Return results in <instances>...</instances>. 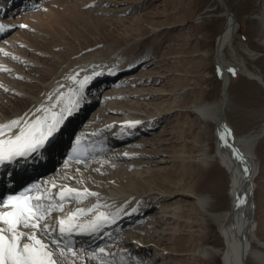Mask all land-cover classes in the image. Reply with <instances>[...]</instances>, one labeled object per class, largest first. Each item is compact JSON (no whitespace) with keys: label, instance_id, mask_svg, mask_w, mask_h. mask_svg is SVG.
<instances>
[{"label":"bare ground","instance_id":"1","mask_svg":"<svg viewBox=\"0 0 264 264\" xmlns=\"http://www.w3.org/2000/svg\"><path fill=\"white\" fill-rule=\"evenodd\" d=\"M91 1L92 0H0V14L3 16L0 18L3 23L9 26L8 31L0 37V114H2L0 116V125H8L14 120L21 121L17 128L10 131L6 130L5 134L0 136V138H14L15 135L19 134V131L28 128L37 119H43L44 117L50 119L54 114H58L62 107L69 105L70 101H76L74 93L78 96L80 92H82L81 98L84 99L85 110L82 113V118L79 119V117H77L74 123L79 128L90 130L86 136L95 140L98 139L101 143L102 152L105 151L109 145H117L120 149L123 147L127 150L122 155H118L119 157L108 152L104 153L103 155L108 161L119 160L121 157L122 159L123 157H133L134 154L130 150L131 147H125L129 145L131 139L138 133H145L154 129L157 122L165 118L167 119L169 111L163 110L164 108L162 107L157 113L144 114V116L141 117L134 112L127 111V109H121L116 105L111 106L107 104L103 106V110L105 111L104 116L109 113H118L120 115L116 118L118 119L117 122L112 123L115 120L109 117L108 122L112 124L106 123L105 121V123H103L101 117H99L97 113H94L92 116L90 115V120L92 118L96 121H101L100 123H103V125L91 128L90 125H93L95 122H86L85 125H82L83 123L81 124L82 119L88 115L90 107L99 101L101 93L109 89L107 87H113V89L109 91L111 97L123 100V95H121L123 91H120L121 89H119L118 86L136 81L134 78L138 76L132 75V71L135 68L140 65H144L145 68V66H149L157 61L153 54L155 51L154 48L159 45L160 41L158 40L159 35L154 31L149 39V43H151L150 46L144 48L140 53H135L139 46V42H137L138 39L131 44L132 46L111 47L110 45L102 44L101 46L88 48L89 50L81 52L80 50L90 45L83 44L82 36L96 38L95 35H99V31H97L98 28L89 23H85V20H88L87 17L82 18L77 15L80 13V11H78L79 8L83 6L86 7ZM101 1H106L109 4L113 2L116 3V0ZM215 1L221 4V15H223L226 20L225 27L220 34L217 35L215 46L212 51L204 49L200 50L201 52L196 55L201 56L203 59L213 56L214 66L216 67L219 78V96L216 99H205L203 97L194 98L188 106H182L180 102H178V105H174L171 108L174 109L176 106L183 107L184 109H175L174 111H180L182 115L186 117H195L200 123L199 127L201 129L198 130V138L195 137L192 142L188 143L193 145L190 150L192 154L189 153L191 155L190 157L187 155V157H189L188 159L191 163L197 166L200 165L203 168H208L210 163L215 161L224 169L227 175V208L225 210H218L216 200H214L215 197L209 194H197L195 192L180 193H184L191 201L189 207L190 213H195L194 215H196L197 212L199 215V217H196L198 220L194 219V221L196 220L195 222L193 219L192 221L190 220L192 226L200 225L201 219L203 218L207 219L215 227L217 237L220 240V244L209 241L201 244L197 249V255L201 259L210 263L215 258H218L219 264H247L248 262L252 264H264V240H262L257 233L259 223H257L258 220L256 221L257 203L254 197L256 180L259 179L262 171V165L257 156V149L261 141H264V111H262L261 122L257 126L238 135L233 132L234 130L231 129L226 120V114L231 111L233 106L231 84L234 80L230 78L229 71L236 70V77L240 75L246 77L263 87V89L264 76L258 71L251 70L241 60L236 59L237 54L236 50L233 48V38L236 31L237 20L233 14L229 12L224 0H209L211 3ZM211 3L206 5L201 13H198L200 15L198 19L206 20L214 16L212 14L214 10L212 9L213 6ZM36 8V11L31 12V10ZM105 10L112 9L106 8ZM67 13L70 14L74 20H81V25L84 26V29L86 26V29L83 30L77 25L75 30L74 27L66 23L65 17L62 14ZM253 19L256 20L259 25L260 32L263 31L264 14L256 13ZM59 20L63 24H61ZM43 21L49 23L45 24L47 25L49 33L44 30L45 25ZM51 22H54V27L50 25ZM41 24L44 25V27H40ZM62 26L63 31H61ZM91 29H93V33L90 32ZM59 30L60 35L59 38H57L56 36ZM29 31L31 32L29 33ZM63 38H66L68 41L63 42L61 40ZM61 48H66V50H71V52L69 54H63L67 51H61ZM76 49L79 50L80 53ZM225 50H227V52L229 51V55L232 57L233 62L224 57L223 54ZM242 52L250 57L256 55L254 51L246 47L242 48ZM52 54H56L57 56L52 57ZM158 59L163 62L166 60L163 52L160 53ZM107 61L112 62L110 64L114 62H116V64L112 68L105 67L108 66L106 63ZM38 65H41L43 69L37 68ZM115 67L121 70V76L125 78L123 79L122 77L123 80H121V82L117 81L119 77H114L112 75L109 81L102 83L103 85L101 84L104 89H102L103 91L100 92L101 85L97 87L93 86L90 89H84L85 87H83L81 91L80 84L85 78H88L87 83H89V78L98 76L103 71H109ZM25 69H28L30 72L27 70L25 71ZM25 81H28V83H24ZM31 81L35 82V84H29ZM7 84H11L12 86L21 85L22 87L20 91L17 90L18 92H16ZM84 86H86V84H84ZM133 93H135V91ZM182 94L183 93H181V95ZM3 101L9 103L12 106V110L5 112L1 107V102ZM124 101L121 102L123 107L127 103L126 99H124ZM182 102L185 104L187 101L184 100ZM71 126L72 125L66 128V130ZM139 127L145 128L139 130ZM223 127L226 128V131L230 132L228 138L225 137L224 140L221 139V136L225 133ZM79 128H76L78 133L86 132ZM66 130L64 131L65 133H67ZM161 130L160 136L172 133L171 130L165 129V126L164 129ZM210 131L212 133L213 142H211L212 138H207ZM65 133L62 134L61 140H59L56 145L63 142V135H65ZM126 133H129V135ZM142 141L143 143H147V139L144 137ZM55 148L47 151V153L43 155L42 159L44 162L50 161V164L44 165L42 168L50 170L53 164L56 163V160H54L57 156ZM132 150L138 152L136 148ZM103 161V164L98 163V166L102 164L106 165L103 166L104 169L108 168L110 164L108 162L106 163L105 160ZM167 161L171 160L164 157L158 160L159 163H166ZM70 165H73L72 169ZM76 166L77 165L72 162H65L62 168L57 169L52 174L53 177L50 175L45 177L44 185L46 195L50 197L49 199H52L53 203H56L59 201L58 193L61 189H74V187L77 186L81 188L75 190L83 192L86 188L97 195L87 196L83 199L74 197L71 200H67L68 202L72 201L70 205L67 208H63L62 212H53V218L65 216L78 208L84 209L85 212H87L89 208L96 205H99L98 210L104 213H115L117 209H122L117 217V221L118 224L121 225L119 229L120 232L121 230L124 232L123 235L121 234L122 236H117L119 232L116 231L113 234L116 235V241L113 240L114 242L105 240L97 243H90L86 246L79 245L80 248L86 251H92L97 247H104L107 245L106 251L112 253L107 259L112 263L120 261V257L128 254L129 251L140 256L145 255L150 250H153L151 244L156 242L152 240L151 236L145 237L141 235L139 231L141 229H135V227L132 230V226H134L133 223L135 219L139 217L142 212L145 214L149 210V217L153 218V221H151V223L149 222L150 224L148 225L157 227L145 231L152 233V236H157L158 234L159 236L171 235L182 237V234H180L178 229H175V226L180 222L185 223L187 218L185 217L184 206L179 200L172 198L178 193L176 194V192H173L169 194L166 191H160L156 188L151 189L153 190L150 191L152 192L150 194L153 195L151 197V195L147 193L148 189H145L146 186L149 188V185L152 187L153 182L156 184L161 183L163 186L165 182L150 176V173L144 170V172L148 174L143 177L139 176L140 178L137 181V186L134 185L131 180L126 179V176H124L126 175L124 174L125 172L121 175H117L114 172L108 178H98L99 176L96 178V176L93 177L95 174L91 177L86 175V173L88 174L90 171L94 172L91 167ZM121 166L127 169V164H122ZM245 169L248 171L245 172ZM65 171H67L66 174L64 173ZM138 172L139 171L134 170V172L131 173L136 174ZM127 173L129 175V172ZM146 180H149L150 183ZM82 185H84L85 188ZM53 197H55V199H53ZM149 198L152 201L149 203L147 201L148 206L146 208L147 210H145L140 205L145 199L148 200ZM133 209H136V211H133ZM155 210H157V212H155ZM94 215L95 213H91L81 216L80 219L91 218ZM167 225H170V228ZM196 231L198 232V230ZM170 232L173 233L171 234ZM200 233L201 236H206V232L201 230ZM77 255L80 258L75 260V264H98V261L95 259H87L84 253H77ZM67 260L71 261L73 257L69 255Z\"/></svg>","mask_w":264,"mask_h":264},{"label":"rangeland","instance_id":"2","mask_svg":"<svg viewBox=\"0 0 264 264\" xmlns=\"http://www.w3.org/2000/svg\"><path fill=\"white\" fill-rule=\"evenodd\" d=\"M210 3L209 0H116V3L109 4L106 1L92 0L86 7L83 6L78 10L80 13L77 15L82 18L87 17L88 20H85V23L98 28L97 31H99V35H95L96 38L82 36L83 44L90 45L80 50L81 52L102 44H107L111 47L129 46L138 39L139 46L135 53H140L144 48L150 46L149 39L154 31L157 32L159 35L158 40H160L159 45L154 48L153 54L157 61L145 66V68L144 65L135 68L132 71V75L138 76L134 78L136 81L128 84L122 83L123 85L118 86L121 89L120 91H123V94L121 93L123 100L111 97L109 91L113 87H107L109 89L101 93L99 101L90 107L88 115L82 119L81 124L85 125L86 122H95L90 125L91 128H95L105 122L107 123L109 117L114 118L113 120L115 121L112 123L117 122L118 119L116 118L120 115L118 113H109L104 116L103 106L107 104L127 109V111L134 112L141 117L144 114L157 113L162 108L167 112L169 111L167 119L157 122L156 127L148 132L138 133L131 139L129 145L125 146L127 148L131 147L130 150L134 154L133 157H123V159L121 157L119 160L108 161L104 155L97 156L82 165L84 167L89 166L94 171H90L86 175L91 177L95 174L93 177L108 178L114 172L117 175L125 172L124 174L126 175L124 176H126V179L131 180L134 185L138 186V179L148 174L144 172L146 170L150 173V176L165 182L164 186L155 182L152 183V187L150 185L149 188L146 186L145 189H148L147 193L152 197L153 195L150 194L152 193L150 191L156 188L169 194L178 193L172 198L179 200L184 206L185 217L187 218L185 223L180 222L175 226V229L179 230L182 237L159 236L158 234L157 236H152V233H148L145 230H150L157 226L148 225L153 221V218L149 217L150 210L145 214L142 212L135 219L132 230L136 227L135 229H141L139 230L141 235L145 237L151 236L152 240L156 242L151 244L153 250L143 256L129 251L128 254L120 257V261L112 264H219L218 258L207 263L197 255V249L201 244L208 241L220 244V240L217 237L215 227L209 220L201 217L204 219H201V224L192 226V219L194 221L199 215L197 212L196 215H194L195 213H190L191 201L184 193L180 192L209 194L215 197L217 209L225 210L228 202L226 194L227 175L224 169L215 161L211 162L208 168L197 166L189 161L188 158L192 154L190 150L193 144L188 143L192 142L195 137L198 138L199 134L197 133L201 129L199 127L200 123L195 117H186L182 115V112L174 111L175 109H184L183 107L176 106L174 109L171 108L174 105H178V102L182 106H188L194 98L216 99L219 96V78L214 66L213 56L203 59L201 56L196 55L201 52L200 50L207 49L212 51L217 35L225 27L226 20L221 15V4L216 1L211 3L214 16L206 20L198 19L200 16L198 13H201L202 9ZM224 3L237 20L233 38V48L237 54L236 59L241 60L251 70L258 71L264 76V30L260 32L259 25L253 19L256 13L264 14V0H224ZM106 8L112 10H105ZM36 10L37 8L31 10V12ZM62 15L65 17L66 23L74 27L75 30L77 25L83 30L86 29V26L84 29V26L81 25V20H74L68 13ZM43 23L44 25L49 24L46 21H43ZM44 25L41 24L40 27H44ZM50 25L54 27V22H51ZM44 30L49 33L47 25H45ZM61 31H63V26ZM90 32L93 33V29ZM57 33L56 37L59 38L60 30ZM61 40L63 42L68 41L66 38ZM243 47L254 51L256 55L252 57L246 56L242 52ZM61 51H67L63 54L71 52V50H66V48H61ZM162 52L166 57L164 62L158 59ZM223 55L227 60L233 62L229 51L225 50ZM51 56L56 57L57 55L52 54ZM37 68L43 69L41 65H38ZM26 70L30 72L28 69ZM236 75V70L229 71L230 78L234 80L231 84L233 106L231 111L226 114V120L231 129L234 130L233 132L238 135L254 128L261 122L262 111H264V89L250 79L241 75L236 77ZM122 77L125 79L124 76L120 75L117 81L121 82L123 80ZM24 83H28V81ZM31 83L35 84V82H29V84ZM7 85L16 92L20 91L22 87L21 85ZM134 91L135 93H133ZM181 93L183 94L181 95ZM124 99H126L127 103L123 107L121 102ZM184 100L187 101L185 104L182 102ZM1 107L5 112L12 110V106L4 101L1 102ZM94 113L101 117L103 123L92 118L90 120V115L92 116ZM164 126L165 129L171 130L172 133L160 136L161 129H164ZM142 128L145 127H139L138 129ZM143 137L147 139V143H143ZM207 138H212L211 142H213L211 131ZM135 148L138 152L132 150ZM125 151L127 150L123 147L120 149L119 146L115 145L111 147L108 153L119 157L118 155H122ZM257 156L262 165V171L259 179L256 180L254 197L257 203L256 221L258 220L257 223H259L257 233L264 240V141H261L257 149ZM162 157L171 161L159 163L158 160ZM103 160L110 164L108 168L104 169L103 166L106 165H102ZM98 163L102 164L98 166ZM122 164H127V169L123 168ZM60 166L62 165L58 164L54 170L60 168ZM72 166L70 165L71 169ZM134 170L139 172L136 174L131 173ZM127 172H129V175ZM64 173L66 174L67 171ZM146 181L150 183L149 180ZM90 192L92 193L93 191ZM147 201L149 203L152 200L150 198L148 200L145 199L140 205L145 210H147L148 206ZM167 226L170 228V225ZM201 230L206 232L207 237L201 236ZM170 233L172 234L173 232ZM121 234L123 235L124 232L119 233V236H122ZM247 264L252 263L248 262Z\"/></svg>","mask_w":264,"mask_h":264},{"label":"snow or ice","instance_id":"3","mask_svg":"<svg viewBox=\"0 0 264 264\" xmlns=\"http://www.w3.org/2000/svg\"><path fill=\"white\" fill-rule=\"evenodd\" d=\"M3 30L4 26L0 25V31ZM87 81L88 78H85L80 84L81 91ZM78 103V99L70 101L69 106L62 107L59 113L50 119L48 117L37 119L28 128L19 131L14 138H0V166L12 164L43 149L50 138L59 131L64 120L77 109ZM20 123L21 121L14 120L8 125H0V136H3L6 130L17 128ZM227 135L230 133L226 131L221 139L224 140ZM247 171L245 169V172ZM31 191L29 189L28 193ZM96 195L89 193L87 189L81 192L65 188L59 191V201L56 203L44 194L36 195L34 198L26 193L8 196L0 203V264H75V260L80 258L78 252L84 253L89 260L95 259L98 264H112L107 259L112 255L106 251L107 245L92 251L75 249L71 238L74 235L96 236L102 233L105 226L117 222L122 209H117L115 213H104L100 212L99 205H96L87 212L78 208L65 216L55 218L52 216L53 212L63 211L65 200ZM91 213L95 215L90 220L81 222V216ZM69 255L73 260H67Z\"/></svg>","mask_w":264,"mask_h":264},{"label":"water","instance_id":"4","mask_svg":"<svg viewBox=\"0 0 264 264\" xmlns=\"http://www.w3.org/2000/svg\"><path fill=\"white\" fill-rule=\"evenodd\" d=\"M224 128V127H223ZM224 130H225V132H226V128H224ZM227 132H229V131H227ZM230 133V132H229ZM226 138H228V135L227 136H225Z\"/></svg>","mask_w":264,"mask_h":264}]
</instances>
